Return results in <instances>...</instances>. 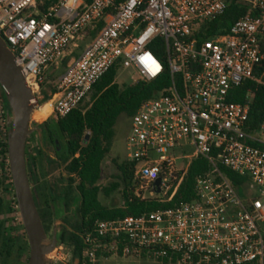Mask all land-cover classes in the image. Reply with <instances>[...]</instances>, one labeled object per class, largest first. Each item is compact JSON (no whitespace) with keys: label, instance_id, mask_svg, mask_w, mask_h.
Returning a JSON list of instances; mask_svg holds the SVG:
<instances>
[{"label":"built area","instance_id":"built-area-1","mask_svg":"<svg viewBox=\"0 0 264 264\" xmlns=\"http://www.w3.org/2000/svg\"><path fill=\"white\" fill-rule=\"evenodd\" d=\"M231 2L58 0L44 10L42 0H0V38L22 71L41 121L67 116L114 66L134 69L144 82L168 72L169 86L130 118L124 162L133 167L135 198L169 202L194 159L208 165L195 178L194 201L96 221L80 236L79 259L73 247L59 245L52 264H99L110 257L264 264V118L252 128L251 96L241 103L229 99L245 81L264 88V0H238L247 5L245 15L226 33L197 39L202 26L223 16ZM90 26L99 27L43 102L49 68ZM151 44L166 59L156 57ZM187 160L179 167L178 161ZM226 172L240 179L238 185Z\"/></svg>","mask_w":264,"mask_h":264},{"label":"trees","instance_id":"trees-1","mask_svg":"<svg viewBox=\"0 0 264 264\" xmlns=\"http://www.w3.org/2000/svg\"><path fill=\"white\" fill-rule=\"evenodd\" d=\"M57 1L42 0L40 9L46 10ZM246 11L247 5L238 3V0H232L223 16L202 26L197 39H208L226 33L239 17L245 15ZM98 27L90 26L87 28L78 41L83 42L93 37ZM149 49L156 57H160V49L156 44H151ZM74 55L75 49H68L52 67L61 66L65 69L68 61ZM118 70V66L112 67L94 85L88 104L79 105L63 118L55 121L51 118L48 119L49 122H52L56 139L66 146L69 156L70 161L64 170L68 175L72 188V201H74L75 196L79 197L80 200L77 209L80 222L74 227V232L67 238L68 243L73 247L75 259L80 258L82 248L80 236L91 231L94 222L126 216H139L194 201L195 178L208 170V165L204 159H194L190 163L175 196L171 201L163 203L157 199L140 200L133 196V167L124 161L118 163L116 160H112L116 171L120 175V184L113 183L109 188L103 190L97 185L101 179L102 163L109 153L113 129L119 116L125 115L131 118L142 103L153 99L169 86V74L166 70L158 79L151 82L137 81L129 86H118L114 82ZM54 90V86L51 87L49 94H52ZM0 92L2 100L8 106L4 93L2 90ZM49 94H43V102L48 101ZM248 96H251L248 122L253 128L264 118V88L250 81H245L233 92L229 99L241 103ZM43 124L47 123L44 122ZM87 134L89 137L85 140ZM6 150L7 145L4 143L0 146V154H5ZM61 161L64 164L68 160L63 156ZM39 163L42 164L41 160H39ZM226 174L234 185H238L240 179L230 173L226 172ZM8 177L10 180V175ZM120 186L123 187L121 194L122 206L116 208L102 206L99 201L100 191L102 190L107 196ZM50 219L51 215L49 216ZM64 239V237H61V243L64 242ZM96 254L98 257L100 256L99 251Z\"/></svg>","mask_w":264,"mask_h":264},{"label":"flooded vegetation","instance_id":"flooded-vegetation-1","mask_svg":"<svg viewBox=\"0 0 264 264\" xmlns=\"http://www.w3.org/2000/svg\"><path fill=\"white\" fill-rule=\"evenodd\" d=\"M8 112L9 106L2 100L0 92V116L4 118L0 129V146L4 143L7 145ZM44 122L47 120L41 124L37 121L30 123L29 129L32 133L28 136L25 147L26 175L47 240H55L58 246L67 250L72 247L67 238L80 222L77 215L80 200L75 196L72 201V188L64 170L70 161L66 146L56 139L52 122L43 124ZM35 136H39L38 144H32L31 140ZM43 145H46L47 149ZM63 156L68 160L64 164L61 161ZM53 166L60 171L56 179L51 178L49 173ZM9 175L6 150L5 154H0V264H28V241L14 197L11 177L8 179ZM61 237L65 238L63 243Z\"/></svg>","mask_w":264,"mask_h":264},{"label":"water","instance_id":"water-1","mask_svg":"<svg viewBox=\"0 0 264 264\" xmlns=\"http://www.w3.org/2000/svg\"><path fill=\"white\" fill-rule=\"evenodd\" d=\"M0 90L4 93L9 112L7 114V155L8 167L17 208L24 227L28 246V264H52L53 249L56 241L47 240L41 221L37 214L25 166V147L30 118L33 116L35 99L28 88L22 71L14 63V55L6 42L0 38ZM89 135L85 136L87 140ZM160 180L154 183L159 193Z\"/></svg>","mask_w":264,"mask_h":264},{"label":"rangeland","instance_id":"rangeland-1","mask_svg":"<svg viewBox=\"0 0 264 264\" xmlns=\"http://www.w3.org/2000/svg\"><path fill=\"white\" fill-rule=\"evenodd\" d=\"M88 40L86 41H78L77 44L73 46L75 49V57L78 55L86 46ZM159 59L163 60L166 59V52L160 48V57ZM70 61V60H69ZM68 61V62H69ZM66 68V67H65ZM65 69H63L61 66L57 68H49L48 73H47V80L43 84L41 88V95L43 94H49V90L51 87L55 86L57 83L58 77L64 72ZM139 77L136 71L132 68L128 69H119L116 73L114 82L118 86H129L138 81ZM91 96L86 100L82 105L88 104L90 102ZM3 117L0 116V129L3 124ZM35 120L38 121L39 124H41L43 121H41V118H36ZM32 122V120H31ZM49 123L48 119L47 122ZM130 131V118H128L125 115L119 116L117 119L114 129H113V138L110 143L109 147V153L105 160L102 163V174H101V179L98 182V186L103 190L105 188H109L111 184L116 183L120 184V175L116 171L112 160H116L118 163L124 161L125 158V144H126V138L129 135ZM32 144L37 143L40 141L39 136L33 137L31 140ZM45 144V143H44ZM46 145H43L44 148ZM47 149V148H46ZM50 153H52L51 149L49 150ZM191 150L188 149L184 153L185 155H190ZM174 156H180L179 152H175ZM189 162L187 161H178V165L183 166L186 165ZM58 168H55L54 166L52 169L49 170L50 177L51 178H58L60 175V171L57 170ZM102 190L99 193V201L102 206L106 208H116L122 206V199H121V194L123 191V187L120 186L116 190L110 192L107 196L102 192ZM240 197L243 198V194L241 191L238 192ZM74 219L75 217L72 216ZM73 222V221H72ZM99 264H160L157 263L153 260H150L148 258H120V257H110L107 260H100Z\"/></svg>","mask_w":264,"mask_h":264},{"label":"bare ground","instance_id":"bare-ground-1","mask_svg":"<svg viewBox=\"0 0 264 264\" xmlns=\"http://www.w3.org/2000/svg\"><path fill=\"white\" fill-rule=\"evenodd\" d=\"M32 117H33L34 119H36V118H41V119H43L42 114H39V113H34Z\"/></svg>","mask_w":264,"mask_h":264},{"label":"crops","instance_id":"crops-1","mask_svg":"<svg viewBox=\"0 0 264 264\" xmlns=\"http://www.w3.org/2000/svg\"><path fill=\"white\" fill-rule=\"evenodd\" d=\"M59 77H60V76H59ZM59 77H58V78H59Z\"/></svg>","mask_w":264,"mask_h":264}]
</instances>
